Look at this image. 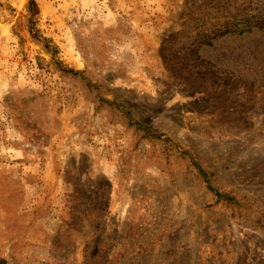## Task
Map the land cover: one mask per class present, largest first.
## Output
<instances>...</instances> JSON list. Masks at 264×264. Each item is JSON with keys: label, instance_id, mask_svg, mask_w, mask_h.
<instances>
[{"label": "rangeland", "instance_id": "1", "mask_svg": "<svg viewBox=\"0 0 264 264\" xmlns=\"http://www.w3.org/2000/svg\"><path fill=\"white\" fill-rule=\"evenodd\" d=\"M264 0H0V264H264Z\"/></svg>", "mask_w": 264, "mask_h": 264}, {"label": "trees", "instance_id": "2", "mask_svg": "<svg viewBox=\"0 0 264 264\" xmlns=\"http://www.w3.org/2000/svg\"><path fill=\"white\" fill-rule=\"evenodd\" d=\"M254 29H264L260 18H237V17H226L224 22H218L213 25L212 28V37L206 36V42L211 44V41L221 37L229 35H238L242 36L247 33H251Z\"/></svg>", "mask_w": 264, "mask_h": 264}]
</instances>
